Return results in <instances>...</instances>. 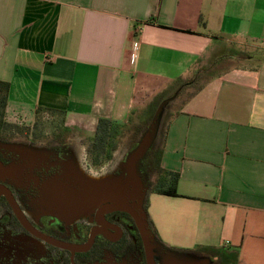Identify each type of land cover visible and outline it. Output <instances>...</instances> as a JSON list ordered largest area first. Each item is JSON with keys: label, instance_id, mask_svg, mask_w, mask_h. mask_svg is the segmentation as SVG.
<instances>
[{"label": "crops", "instance_id": "1", "mask_svg": "<svg viewBox=\"0 0 264 264\" xmlns=\"http://www.w3.org/2000/svg\"><path fill=\"white\" fill-rule=\"evenodd\" d=\"M229 42L264 48V0H0L6 114L32 127L52 109L94 135L100 119L126 124L189 88ZM181 93L162 161L179 175L178 197L164 196L184 209L179 238L214 264H264V62Z\"/></svg>", "mask_w": 264, "mask_h": 264}, {"label": "flooded vegetation", "instance_id": "2", "mask_svg": "<svg viewBox=\"0 0 264 264\" xmlns=\"http://www.w3.org/2000/svg\"><path fill=\"white\" fill-rule=\"evenodd\" d=\"M66 137L30 138L47 151L31 160L0 131V264H149L144 233L165 252L149 216L143 226L120 211L74 219L37 209L44 185L62 177L74 160ZM139 174L145 187L158 185L157 174ZM145 210L148 215L147 203Z\"/></svg>", "mask_w": 264, "mask_h": 264}, {"label": "water", "instance_id": "3", "mask_svg": "<svg viewBox=\"0 0 264 264\" xmlns=\"http://www.w3.org/2000/svg\"><path fill=\"white\" fill-rule=\"evenodd\" d=\"M184 86L160 103L136 148L128 153L125 160L108 171L94 174L85 168L76 155L80 149L70 141L71 150L76 153L74 160L66 164L62 177L44 185L37 209L59 218L74 219L92 215L103 217L107 213L120 211L131 215L141 225H146L148 215L145 206L152 188L144 186L138 165L159 138L166 113L178 99ZM10 146L31 160H36L39 154L47 152L42 144L30 141ZM150 236L143 234L149 264H214L211 256L196 251L164 245L165 252H161L160 246L154 244Z\"/></svg>", "mask_w": 264, "mask_h": 264}, {"label": "rangeland", "instance_id": "4", "mask_svg": "<svg viewBox=\"0 0 264 264\" xmlns=\"http://www.w3.org/2000/svg\"><path fill=\"white\" fill-rule=\"evenodd\" d=\"M263 52L264 48L261 46H246L244 44H235L232 42H229L228 51L225 52L223 57L219 58L218 61L212 65H208V69L205 72H200L201 69L195 73L193 78L189 80V83L191 84L189 88L187 86L183 87L182 93H181V100H184L186 98L195 97L198 93L201 92L202 88L205 87L207 82L211 78H221V76L230 69H236L239 67L244 66H250L255 63H259L263 58ZM256 56L258 61L250 62L247 58L248 55H254ZM245 55V56H244ZM263 56V57H262ZM244 59V60H243ZM177 88H180V85L177 86ZM176 92V91H175ZM172 91L170 93L171 96L173 93ZM180 99V98H179ZM178 105V104H177ZM176 105V107H178ZM176 107L174 105H171L168 109L166 116L164 118V123L162 127L161 134L159 138L156 140V146L161 147L163 144V138L165 134V127L167 123V117L171 113V111H175ZM4 114V123L7 124V126H14V130L16 134H13L11 130L3 129L2 132L8 133L11 136L10 145L22 142L26 143L29 142L30 138H35L33 134H36V140H47L50 137L54 136L53 128L54 127H61L63 124V115H54L51 114H45V118H42V116L39 117V119L35 121L37 123L38 128L35 129V127L30 128L25 125V123L19 119L15 120L14 118H11V120L8 118L7 114ZM142 114H136L133 116L132 119L126 124H123L126 126L124 128V133L119 135L116 138V144H117V150L112 154L111 160L105 162L104 164L95 167L93 165V154H91L90 149L92 147V141L94 139L95 134H87V136H83L79 132H76L72 128H68L69 132L67 134V139L69 141H72V143L76 144L77 149H80L78 151L79 161L80 163L87 168L88 170L92 171L94 174L95 172L100 174L102 172L108 171L109 168L114 166L115 164H119L123 160L127 158V155L129 152L134 150L140 141L141 137L146 133L148 130V127L150 125V122H147V125L140 124V116ZM65 119V118H64ZM65 123V122H64ZM122 124V123H121ZM65 126V124H63ZM6 127V128H8ZM66 127V126H65ZM30 129V130H28ZM28 131H31L28 133ZM96 133V132H95ZM28 135V136H27ZM15 139V140H14ZM37 144H41V142H36ZM91 165V166H89ZM158 178V176H156ZM168 198L157 195L155 193H151L148 198V213L149 217L153 221V224L155 226V230L161 239V241L173 248H179L184 249L188 251H196V249H192V247H188V245L185 243L184 240H181L179 238V231L178 228L180 227V219L184 218V209L181 211L180 205L177 207L171 206ZM175 235V236H174Z\"/></svg>", "mask_w": 264, "mask_h": 264}, {"label": "trees", "instance_id": "5", "mask_svg": "<svg viewBox=\"0 0 264 264\" xmlns=\"http://www.w3.org/2000/svg\"><path fill=\"white\" fill-rule=\"evenodd\" d=\"M263 56H264V52H263ZM217 61L218 60H215L214 62L216 63ZM214 62H212L211 64L213 65ZM261 62H264V58L261 60ZM208 67L205 69H201L200 72L207 71ZM183 85L185 84H180V87ZM9 90H10V84L0 81V131L1 130L3 131V129H8L11 130L13 134H16L14 130L15 128L14 126L8 127L7 124L4 123V114L8 103ZM165 98L166 96H161L157 98L142 113V115L139 118L140 124L147 125L148 124L147 122L152 120L158 106ZM45 114H51L52 116L56 114L63 115V124H65L64 113L52 109H38L37 120L39 119L40 116H42V118H45ZM63 124L61 125V127L53 128L54 135L60 136L63 134L64 135L68 134L69 129L63 126ZM33 127L37 129L38 128L37 123H35ZM124 128H126L125 125L109 119L99 120L97 130L94 139L92 141V147L90 149L91 154H93L94 165L100 166L105 162L111 160L112 154L117 150L116 138L124 133ZM29 132L31 131H28V133ZM31 135H33L35 138L37 137L36 134L32 133ZM156 144L157 143L155 142L151 147V149L149 150V152L140 161L138 165V171H141L143 174H149V175L157 174L159 176L158 185L152 188V193L162 196L178 197L176 186L178 183L179 175L177 173L167 171L162 167V161L164 155L163 144L161 147L156 146ZM147 209H148V204H147ZM196 252L209 256L214 255V253L211 254L212 252L208 250L199 249Z\"/></svg>", "mask_w": 264, "mask_h": 264}, {"label": "built area", "instance_id": "6", "mask_svg": "<svg viewBox=\"0 0 264 264\" xmlns=\"http://www.w3.org/2000/svg\"><path fill=\"white\" fill-rule=\"evenodd\" d=\"M136 47H137V43H134L133 49L136 50ZM134 59H135V55L133 54L132 55V60H134Z\"/></svg>", "mask_w": 264, "mask_h": 264}]
</instances>
